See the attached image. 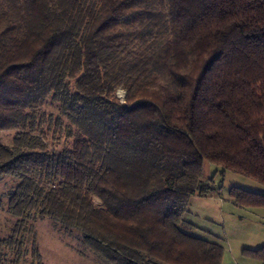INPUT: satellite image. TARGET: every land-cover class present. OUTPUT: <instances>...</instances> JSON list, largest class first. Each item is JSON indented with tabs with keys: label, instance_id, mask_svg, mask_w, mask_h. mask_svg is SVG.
I'll use <instances>...</instances> for the list:
<instances>
[{
	"label": "trees",
	"instance_id": "trees-1",
	"mask_svg": "<svg viewBox=\"0 0 264 264\" xmlns=\"http://www.w3.org/2000/svg\"><path fill=\"white\" fill-rule=\"evenodd\" d=\"M8 129L0 181L17 184L0 208L16 221L0 264H45L44 218L105 264H222L220 241L181 224L191 196L214 191L206 162L264 184V0H0Z\"/></svg>",
	"mask_w": 264,
	"mask_h": 264
},
{
	"label": "rangeland",
	"instance_id": "rangeland-1",
	"mask_svg": "<svg viewBox=\"0 0 264 264\" xmlns=\"http://www.w3.org/2000/svg\"><path fill=\"white\" fill-rule=\"evenodd\" d=\"M126 90L119 87L116 97L125 102ZM58 107L49 101L44 105L47 112H58ZM46 129V128H45ZM15 129L0 130V143L11 144ZM62 136L59 146L66 145ZM69 145V142H67ZM202 181L209 183L214 191L207 196L194 194L181 224L188 233L209 240L220 241L224 245L223 263H233L232 255L241 251L244 244H256L255 238L264 232V207L241 206L231 196L233 188L264 194V184L258 180L236 172L224 170L216 163L206 162ZM17 184L11 176L0 181V198ZM96 204L101 201L95 197ZM0 208V238L10 234L16 218L7 212L6 204ZM37 235V243L45 264H105L81 243L79 232L67 229L48 218L32 221ZM234 258V257H233Z\"/></svg>",
	"mask_w": 264,
	"mask_h": 264
},
{
	"label": "crops",
	"instance_id": "crops-1",
	"mask_svg": "<svg viewBox=\"0 0 264 264\" xmlns=\"http://www.w3.org/2000/svg\"><path fill=\"white\" fill-rule=\"evenodd\" d=\"M256 244H244L241 251L238 253H235L232 255V261L233 263L230 264H264V258L261 257H253L247 253L244 252V250L251 249V248H257L264 245V232L262 231L261 234H259L258 237H254ZM234 257V258H233ZM222 264H227L223 263Z\"/></svg>",
	"mask_w": 264,
	"mask_h": 264
}]
</instances>
